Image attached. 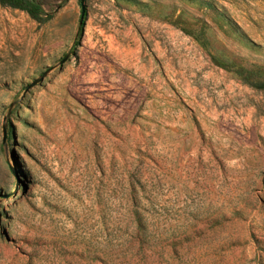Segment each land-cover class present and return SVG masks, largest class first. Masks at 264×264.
I'll use <instances>...</instances> for the list:
<instances>
[{"label":"rangeland","instance_id":"374dc122","mask_svg":"<svg viewBox=\"0 0 264 264\" xmlns=\"http://www.w3.org/2000/svg\"><path fill=\"white\" fill-rule=\"evenodd\" d=\"M84 9L0 5V264H264V0Z\"/></svg>","mask_w":264,"mask_h":264},{"label":"trees","instance_id":"16d2710c","mask_svg":"<svg viewBox=\"0 0 264 264\" xmlns=\"http://www.w3.org/2000/svg\"><path fill=\"white\" fill-rule=\"evenodd\" d=\"M65 2L66 0H0V5L3 7H9L22 11L26 13L35 22L42 24L49 21L53 17L56 10L61 8ZM79 6L81 14L80 0ZM84 22L85 9L79 34L82 32Z\"/></svg>","mask_w":264,"mask_h":264},{"label":"water","instance_id":"95a60500","mask_svg":"<svg viewBox=\"0 0 264 264\" xmlns=\"http://www.w3.org/2000/svg\"><path fill=\"white\" fill-rule=\"evenodd\" d=\"M80 5H81V14H80V18H79V21H78L77 32H79L80 27L82 25L83 13H84V0H80Z\"/></svg>","mask_w":264,"mask_h":264}]
</instances>
